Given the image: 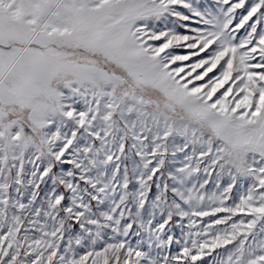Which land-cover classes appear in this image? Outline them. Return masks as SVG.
Here are the masks:
<instances>
[{
  "label": "snow or ice",
  "instance_id": "obj_1",
  "mask_svg": "<svg viewBox=\"0 0 264 264\" xmlns=\"http://www.w3.org/2000/svg\"><path fill=\"white\" fill-rule=\"evenodd\" d=\"M0 264H264V0H0Z\"/></svg>",
  "mask_w": 264,
  "mask_h": 264
}]
</instances>
